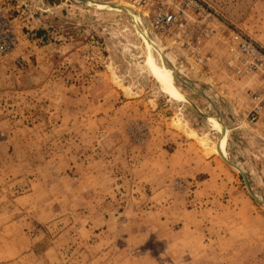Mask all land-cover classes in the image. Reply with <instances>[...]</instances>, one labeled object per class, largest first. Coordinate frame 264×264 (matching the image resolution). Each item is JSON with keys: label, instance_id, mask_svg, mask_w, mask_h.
I'll list each match as a JSON object with an SVG mask.
<instances>
[{"label": "rangeland", "instance_id": "1", "mask_svg": "<svg viewBox=\"0 0 264 264\" xmlns=\"http://www.w3.org/2000/svg\"><path fill=\"white\" fill-rule=\"evenodd\" d=\"M181 1L0 0V264H264L261 75L224 68L234 32L264 48V0L154 18Z\"/></svg>", "mask_w": 264, "mask_h": 264}, {"label": "built area", "instance_id": "2", "mask_svg": "<svg viewBox=\"0 0 264 264\" xmlns=\"http://www.w3.org/2000/svg\"><path fill=\"white\" fill-rule=\"evenodd\" d=\"M151 0H134L138 6H145ZM177 9L159 8L154 18L163 26H171L182 20L188 12L205 11L203 3L199 0H182L176 2ZM18 40L13 32L12 21L4 14H0V52L10 51ZM225 71L229 75L241 77L247 74H260L261 86L250 93L251 108L247 112L248 122L256 124L264 119V48L249 37H244L239 32L231 36L225 58Z\"/></svg>", "mask_w": 264, "mask_h": 264}, {"label": "bare ground", "instance_id": "3", "mask_svg": "<svg viewBox=\"0 0 264 264\" xmlns=\"http://www.w3.org/2000/svg\"><path fill=\"white\" fill-rule=\"evenodd\" d=\"M138 26V25H137ZM139 33V32H137ZM141 36L143 37L147 49V55H148V64L153 70V72L156 75V78L158 82L160 83L161 87L163 90L171 95L174 98H180L182 96L181 92L179 91L178 87L175 84V77L173 74V71L171 68H169L165 62L163 61L160 63L158 61V58L156 55H159V58H163V52L161 46L159 47L156 42L151 40L145 31L140 29ZM140 36V35H139ZM157 53V54H156ZM216 125L219 127V129L223 132V138L226 135V128H223L222 124L219 122H216ZM223 138L220 141V149H221V154L223 155L222 157L225 158V152H223L222 149V143H223ZM228 158V157H227Z\"/></svg>", "mask_w": 264, "mask_h": 264}, {"label": "water", "instance_id": "4", "mask_svg": "<svg viewBox=\"0 0 264 264\" xmlns=\"http://www.w3.org/2000/svg\"><path fill=\"white\" fill-rule=\"evenodd\" d=\"M85 1H88V0H85ZM224 159H225V161H226L229 165H231L232 167L236 168V169L242 174V176H243V178H244V180H245V183H246V185H247L248 188H249L248 180H247V178H246V174H245L243 168L240 167L237 163L233 162L232 160H230V159L227 158V157H225ZM249 190H250V189H249ZM250 193H251V195H252L254 198H256L257 200H259V201H261L262 203H264V201H262L258 196H256L251 190H250Z\"/></svg>", "mask_w": 264, "mask_h": 264}, {"label": "trees", "instance_id": "5", "mask_svg": "<svg viewBox=\"0 0 264 264\" xmlns=\"http://www.w3.org/2000/svg\"><path fill=\"white\" fill-rule=\"evenodd\" d=\"M38 34H42V31H39Z\"/></svg>", "mask_w": 264, "mask_h": 264}]
</instances>
